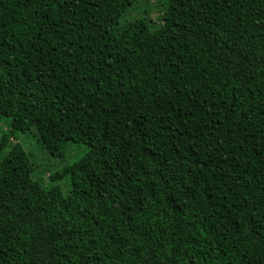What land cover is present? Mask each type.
Returning <instances> with one entry per match:
<instances>
[{
    "label": "trees",
    "instance_id": "obj_1",
    "mask_svg": "<svg viewBox=\"0 0 264 264\" xmlns=\"http://www.w3.org/2000/svg\"><path fill=\"white\" fill-rule=\"evenodd\" d=\"M138 1L0 0V264H264V0Z\"/></svg>",
    "mask_w": 264,
    "mask_h": 264
},
{
    "label": "rangeland",
    "instance_id": "obj_2",
    "mask_svg": "<svg viewBox=\"0 0 264 264\" xmlns=\"http://www.w3.org/2000/svg\"><path fill=\"white\" fill-rule=\"evenodd\" d=\"M148 9L150 25L152 28H156L162 23L161 17L163 15L159 0H139L136 4L128 8V11L121 18V21L125 23L131 19L141 17ZM5 128H7L5 121L0 119V134L1 129ZM37 133L36 127H32L26 133H22L18 137H13L12 141L23 144L35 164V178H38L43 184H48L56 172L62 170L65 165L77 160L86 151L85 146L77 145L73 146L74 149H71L63 158L53 156L41 148ZM57 184L62 188L64 194L69 192L71 184L69 178L60 180Z\"/></svg>",
    "mask_w": 264,
    "mask_h": 264
}]
</instances>
